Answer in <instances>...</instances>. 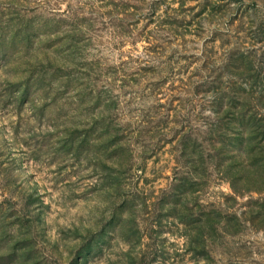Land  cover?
Masks as SVG:
<instances>
[{"label": "rangeland", "instance_id": "obj_1", "mask_svg": "<svg viewBox=\"0 0 264 264\" xmlns=\"http://www.w3.org/2000/svg\"><path fill=\"white\" fill-rule=\"evenodd\" d=\"M0 264H264V0H0Z\"/></svg>", "mask_w": 264, "mask_h": 264}]
</instances>
